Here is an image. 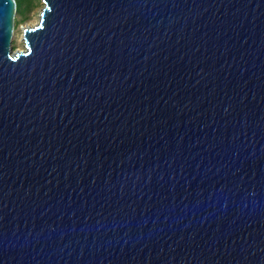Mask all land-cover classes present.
Segmentation results:
<instances>
[{
  "label": "water",
  "instance_id": "1",
  "mask_svg": "<svg viewBox=\"0 0 264 264\" xmlns=\"http://www.w3.org/2000/svg\"><path fill=\"white\" fill-rule=\"evenodd\" d=\"M0 0V264H264V0Z\"/></svg>",
  "mask_w": 264,
  "mask_h": 264
},
{
  "label": "rangeland",
  "instance_id": "2",
  "mask_svg": "<svg viewBox=\"0 0 264 264\" xmlns=\"http://www.w3.org/2000/svg\"><path fill=\"white\" fill-rule=\"evenodd\" d=\"M15 2L11 48L13 51H24L23 29L31 28L37 24L44 5L41 0H15Z\"/></svg>",
  "mask_w": 264,
  "mask_h": 264
},
{
  "label": "trees",
  "instance_id": "3",
  "mask_svg": "<svg viewBox=\"0 0 264 264\" xmlns=\"http://www.w3.org/2000/svg\"><path fill=\"white\" fill-rule=\"evenodd\" d=\"M16 3V2H15Z\"/></svg>",
  "mask_w": 264,
  "mask_h": 264
}]
</instances>
